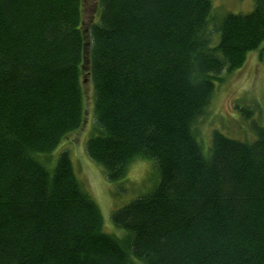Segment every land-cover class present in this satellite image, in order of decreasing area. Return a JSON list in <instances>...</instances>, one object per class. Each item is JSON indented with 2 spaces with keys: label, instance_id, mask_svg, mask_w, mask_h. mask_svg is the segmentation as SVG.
I'll return each instance as SVG.
<instances>
[{
  "label": "trees",
  "instance_id": "1",
  "mask_svg": "<svg viewBox=\"0 0 264 264\" xmlns=\"http://www.w3.org/2000/svg\"><path fill=\"white\" fill-rule=\"evenodd\" d=\"M221 19L212 0H0V264H264V126L251 142L197 124L224 72L264 43V0ZM94 86L87 154L110 181L142 156L159 179L113 213L68 149ZM246 117L250 111L241 108Z\"/></svg>",
  "mask_w": 264,
  "mask_h": 264
},
{
  "label": "rangeland",
  "instance_id": "2",
  "mask_svg": "<svg viewBox=\"0 0 264 264\" xmlns=\"http://www.w3.org/2000/svg\"><path fill=\"white\" fill-rule=\"evenodd\" d=\"M100 4L101 0H82L84 27L89 28L97 21ZM212 4L220 19L229 13L248 14L254 8L253 0H212ZM222 76L208 113L197 124L196 138L206 155L210 154L214 130L251 142L256 139L254 125L264 126V43L248 53L242 67ZM94 95L93 83L87 79L82 84L83 122L65 136L53 151V157L55 160L64 148L68 149L78 179L99 205L104 231L122 238L127 232L113 223V213L149 192L159 174L155 160L138 156L129 164L123 179L110 181L103 167L87 154L86 143L94 125ZM241 108L250 111L251 116L246 117Z\"/></svg>",
  "mask_w": 264,
  "mask_h": 264
},
{
  "label": "bare ground",
  "instance_id": "3",
  "mask_svg": "<svg viewBox=\"0 0 264 264\" xmlns=\"http://www.w3.org/2000/svg\"><path fill=\"white\" fill-rule=\"evenodd\" d=\"M244 131V130H243Z\"/></svg>",
  "mask_w": 264,
  "mask_h": 264
}]
</instances>
